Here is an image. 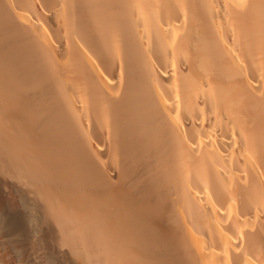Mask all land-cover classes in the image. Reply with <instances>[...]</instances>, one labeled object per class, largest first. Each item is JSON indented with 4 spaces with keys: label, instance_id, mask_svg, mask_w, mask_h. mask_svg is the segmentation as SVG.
<instances>
[{
    "label": "bare ground",
    "instance_id": "6f19581e",
    "mask_svg": "<svg viewBox=\"0 0 264 264\" xmlns=\"http://www.w3.org/2000/svg\"><path fill=\"white\" fill-rule=\"evenodd\" d=\"M0 264H264V0H0Z\"/></svg>",
    "mask_w": 264,
    "mask_h": 264
},
{
    "label": "rangeland",
    "instance_id": "374dc122",
    "mask_svg": "<svg viewBox=\"0 0 264 264\" xmlns=\"http://www.w3.org/2000/svg\"><path fill=\"white\" fill-rule=\"evenodd\" d=\"M46 248H47V249H46ZM46 248H45V253H44V249L41 250L42 253L40 252V253H41V254H40V255H41L40 257H42L41 259H42L43 263H44V259H45V257L47 256L46 258H49V256H50V254H49L50 250H49L48 247H46ZM48 250H49V252H48ZM43 253H44V256H42ZM47 254H48L49 256H48ZM43 258H44V259H43ZM41 259H40V260H41ZM38 260H39V259H38Z\"/></svg>",
    "mask_w": 264,
    "mask_h": 264
}]
</instances>
